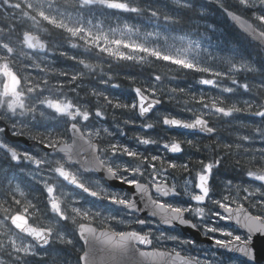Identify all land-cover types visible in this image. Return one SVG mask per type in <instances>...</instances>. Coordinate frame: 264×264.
<instances>
[{"label": "snow or ice", "instance_id": "snow-or-ice-1", "mask_svg": "<svg viewBox=\"0 0 264 264\" xmlns=\"http://www.w3.org/2000/svg\"><path fill=\"white\" fill-rule=\"evenodd\" d=\"M211 3L237 37L217 32L203 0H0V12L15 17L0 28V264H69L52 257L58 246L75 254L72 264H259L264 147L253 145L264 143V0ZM123 14L150 27L106 26ZM53 31L59 40L42 38ZM62 42L106 59L109 69L150 71L143 80L124 77L133 98L122 100L88 88L97 74L99 84H121L102 63L61 51ZM50 52L73 61L71 70L57 69ZM176 71L218 94L172 86L177 77L167 74ZM242 74L261 82H241ZM165 96L187 97L178 115L163 109ZM109 109L124 116L114 130L104 126ZM223 124L248 134L225 142ZM9 135L41 148H20ZM25 169L42 186L46 219L22 186Z\"/></svg>", "mask_w": 264, "mask_h": 264}, {"label": "rangeland", "instance_id": "rangeland-1", "mask_svg": "<svg viewBox=\"0 0 264 264\" xmlns=\"http://www.w3.org/2000/svg\"><path fill=\"white\" fill-rule=\"evenodd\" d=\"M203 2L206 3L207 5L208 4H212L211 0H203ZM213 6L214 7H211V6L208 7L207 6V9L210 10L208 12V14H207L208 19H210L209 22H214L216 24L218 33H225V34H229L230 33L232 37H237L239 35V32L235 28H234V30L236 32L233 31V30L230 31V27L227 25L226 21L224 22L222 20L221 14L216 10V6L215 5H213ZM124 20H127L130 23L140 24L142 26V30H143V28L150 27L144 21H139V20L133 19V17L130 14H123V17L121 19H116V18L108 19V20L105 21V24H106V26L110 24L112 27H116L117 25L122 26V23L124 22ZM14 22H15V17L9 15V13L7 11L0 12V28H4L5 31H7V28L9 26L13 25ZM194 22L195 23H203V22H198V20H195ZM202 30L203 29H201V31ZM0 35H3V34H0ZM42 38L43 39H48L50 41L59 40L60 39L55 31L52 32L51 36H42ZM60 50L69 52V54H80L81 58H88V59H92L93 62L102 63L104 65V71L105 72H111L112 74L118 76V78L114 82L121 84V87L130 85V82L128 80L124 79L125 76L136 75L138 77V79L143 80L145 78V76L147 75V73L150 71V68L148 66H146V65H138V66H135V67H132V68L124 69V68H122L121 66H119V65H117L115 63H113L112 64V68L109 69L106 59H93L91 54L85 53L83 49H71L70 45H68L67 43H63V42H62V47H61ZM220 54L223 55L224 53H220ZM48 59L56 61L55 67L57 69L71 70L72 66L74 65L73 61L64 60V59L60 58L58 56V53L57 54H53L51 52L48 53ZM77 67H81V66H77ZM30 71H33V70L30 69ZM98 72H99V70H98ZM172 73H174V72H172ZM33 74L35 75L36 72L33 71ZM167 75H168L169 78L173 77V75L171 73H168ZM241 77H244V78L248 79V80L245 79L244 81H241V82L249 81V83L254 84V85H259L260 82H261L260 81V77H259L258 74L255 77H252L249 74H242ZM99 78H100L99 74L93 76L91 78V82L90 83H89V81H85L86 86L88 88L97 87L101 91H108L109 94L111 95V93H110L111 88L108 85L99 84L97 82L99 80ZM58 79L61 80V81H64L67 78L59 77ZM167 83H168V81L166 80L165 81V85H167ZM171 83H172V86H177L178 85L179 87H185V88L190 87L193 91H201L202 90V91L206 92L209 95H217L218 94V90L212 89V88H210L208 86H200V85H197L196 83H193V82H188V84H187L186 76H184V75L182 77H180V78L177 77V79L172 80ZM228 83H229V86H231L230 82H228ZM186 84H187V86H186ZM83 94L84 93L82 92L81 95H83ZM224 96L228 97V96H230V94L225 93ZM243 98L251 99L252 97L249 96L248 94H245ZM163 99H164V105L162 106L163 109L167 110V111H171L173 115H178L179 114V109L181 107H183V105H181L182 100L183 99H187V97H183V98L177 97L178 100H181V103H177L176 100H171L170 101L167 98V96H165ZM190 106H193V105H190ZM90 107H91V105H90ZM196 107H198V105ZM0 115H2V112H0ZM108 118L109 119L110 118L113 119V115H112V112H111L110 109H109V111L107 113V119ZM123 118H124V116H120V118H116L115 124L112 125L113 127L109 126L108 123H104L103 121L101 123H104V126L109 127L110 130H114L115 129V125L118 122H122ZM227 119H230V118H225V120H227ZM242 119L244 120V122H247V123H258L259 122V118H255V117H242ZM122 127H124V131L125 132H127V130H129L128 126H123L122 125ZM220 129L222 130V135L218 136V137L221 140H224L225 142H231L238 135L248 134V130L247 129L239 128V130L237 131L233 126L228 125V124H223L220 127ZM40 130H42V129H40ZM149 132H151V131H149ZM128 134H129V136H131L132 131L129 132ZM112 138L114 140H121L122 139L119 136H115V137H112ZM123 142L129 143L130 145L133 143L132 141H123ZM253 147L259 149L261 147H264V143H261L259 140H257L255 142V144L253 145ZM20 148L24 149V147H20ZM26 171H28V169H25V172ZM14 182H17V181H14ZM35 183H37V182H35ZM22 186L25 187L24 184H22ZM4 188H5V185L0 184V192H3ZM35 189H36L35 191H31L30 189H28V187H25V190L29 192V198L30 199L33 196L38 197V201L34 200L33 202L37 203V206L41 209V216H44V218L46 219L47 218V215H46L47 209L45 207L44 202L41 205H39V203L41 201H43L39 197H42V195L44 193L40 190V188H36L35 187ZM44 198H45V196H44ZM253 211H255V210H253ZM198 244L204 246L205 248H209V249L211 248L210 246H208L205 243H198ZM193 254H199V253L196 252V253H193ZM51 255H52L53 258H55L56 260H59L61 262L63 261L64 257H67L68 261H69V264H72V262L75 260V254L73 253L71 256H68L67 252L64 251L63 246H58V251H54ZM227 257L231 258L229 255H227ZM209 258L211 259L212 257L209 256ZM49 264H51V260L49 261Z\"/></svg>", "mask_w": 264, "mask_h": 264}, {"label": "trees", "instance_id": "trees-1", "mask_svg": "<svg viewBox=\"0 0 264 264\" xmlns=\"http://www.w3.org/2000/svg\"><path fill=\"white\" fill-rule=\"evenodd\" d=\"M169 2H170V0H169ZM214 4H208L207 6L209 7V6H211V7H214L213 6ZM210 10H208V9H206V12H207V14H208V12H209ZM222 17V20L225 22L226 21V23H227V25L230 27V31L231 30H233V31H235L234 30V27H233V25L232 24H230V22H228L223 16H221ZM196 20H198V22H201L199 19H196ZM236 32V31H235ZM173 76H175V77H182L183 76V74L182 73H179V71H176V72H174V73H171ZM246 78H244V77H241V81H244ZM186 80H187V84H188V82H193V83H195L194 82V80L191 78V77H186ZM246 80H248V79H246ZM247 82H249V81H247ZM187 84H186V86H187ZM127 88H128V93L127 94H129V95H132L131 93H130V85H128L127 86ZM111 90H113V89H111ZM181 105H183V103H181ZM175 109V108H174ZM113 115V114H112ZM126 115V114H125ZM120 116H122L121 115V113L119 112V110L116 112V114H115V118H113V120H116V118H120ZM128 128H129V130H127V133H129V132H131L132 130H131V127L130 126H128ZM192 138V137H191ZM202 143H205V141H202ZM208 143H210V142H208ZM14 144H18L19 145V147H23L20 143H14ZM206 144V143H205ZM32 146H34V144L32 145ZM169 158H171V157H169ZM26 173H27V171L25 172V174H24V183L23 184H27V187H28V189H32V188H40V187H42V186H38L37 185V183H35V182H33V181H31V178L30 177H28L27 175H26ZM41 200H43V201H41L40 203H39V205H41L43 202H44V194L42 195V197H39Z\"/></svg>", "mask_w": 264, "mask_h": 264}, {"label": "water", "instance_id": "water-1", "mask_svg": "<svg viewBox=\"0 0 264 264\" xmlns=\"http://www.w3.org/2000/svg\"><path fill=\"white\" fill-rule=\"evenodd\" d=\"M232 22V21H231ZM233 23V22H232ZM8 139L10 141H22L26 144H29V140L27 139V137H20V138H16V137H12L11 135L8 136ZM47 151H51L50 149H45ZM114 185L116 186H120L118 182H112ZM129 191H131V189H129ZM147 213H144L142 215H146ZM183 233L188 236V237H195L197 241H202V242H208L211 244V241H209L206 237H204L202 234H198L195 230H192L190 228H183L182 229ZM231 257H234V254H229ZM258 261L259 264H261L262 262H264V254H258Z\"/></svg>", "mask_w": 264, "mask_h": 264}, {"label": "flooded vegetation", "instance_id": "flooded-vegetation-1", "mask_svg": "<svg viewBox=\"0 0 264 264\" xmlns=\"http://www.w3.org/2000/svg\"><path fill=\"white\" fill-rule=\"evenodd\" d=\"M128 93V88L127 87H124V86H122L120 89H117L116 90V92H115V96L116 97H118V98H120V99H122V100H126V101H128V100H131L132 98H133V93H132V95H129V94H127ZM131 93V92H130ZM107 123H108V125L109 126H111V127H113L112 125H111V120H108L107 119ZM41 131H43V130H41ZM222 135V130L220 129L219 130V133H218V136H221ZM111 139H113V138H111ZM204 141H205V143H208V142H211L210 140H206V139H204ZM35 142V141H34ZM36 147H37V149H39L40 150V148H41V146L36 142ZM119 187V186H118ZM69 188H70V186H69ZM170 243V242H169ZM209 246V245H208ZM194 253H196V251H194ZM264 264V263H263Z\"/></svg>", "mask_w": 264, "mask_h": 264}, {"label": "bare ground", "instance_id": "bare-ground-1", "mask_svg": "<svg viewBox=\"0 0 264 264\" xmlns=\"http://www.w3.org/2000/svg\"><path fill=\"white\" fill-rule=\"evenodd\" d=\"M126 130V129H125ZM132 130V129H131ZM138 130V129H137ZM129 135V134H128ZM132 135V134H131Z\"/></svg>", "mask_w": 264, "mask_h": 264}]
</instances>
